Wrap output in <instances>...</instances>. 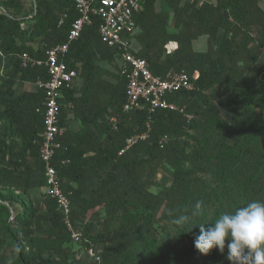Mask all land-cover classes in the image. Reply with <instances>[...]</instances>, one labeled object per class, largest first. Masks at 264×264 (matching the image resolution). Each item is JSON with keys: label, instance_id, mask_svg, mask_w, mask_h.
I'll list each match as a JSON object with an SVG mask.
<instances>
[{"label": "trees", "instance_id": "obj_1", "mask_svg": "<svg viewBox=\"0 0 264 264\" xmlns=\"http://www.w3.org/2000/svg\"><path fill=\"white\" fill-rule=\"evenodd\" d=\"M261 2L143 1L135 17L134 53L144 57L157 76L197 71L193 90L171 96L180 101L184 113H149L146 107L134 113L121 112L126 81L119 73L116 54L97 35L98 20L84 27L70 45L66 60L79 75L75 89L62 90L61 121L66 125L63 104L67 103L78 128L67 129L61 137L57 158L67 162L56 160L54 165L70 193L74 223L99 249V264H230L227 249L223 254L216 248L201 254L194 247V237L201 223L211 224L221 214L250 201H264V118L252 110L264 107V81L255 76L264 49ZM0 4L5 10L0 12V199L16 210L13 220L5 221V231L16 230L27 244L20 264H96L85 250L77 255L70 247L71 242L79 248L86 243L69 239L52 199L41 192L42 198L37 199L43 212L28 199L40 194L31 193L30 180L36 170L42 176L43 92L36 89L27 98L14 91L16 77L30 83L48 79L41 67H22L19 56L26 52L39 58L42 48L34 50L32 45L41 37L50 40L48 45L63 40L76 17L72 0H33L27 20L16 14L20 10L17 0ZM65 12L68 18L58 25ZM170 14L175 17L168 30L160 21ZM20 23L27 27L20 29ZM202 36L205 46L197 50ZM168 41L178 44L171 54L163 49ZM112 113L119 116L116 130L107 124ZM243 126H247L243 139L235 138V131ZM199 128L201 136L197 138L192 131ZM147 129V139L118 154L129 136ZM163 135L169 139L160 142ZM160 170L169 172L171 180L163 190V206L156 217L153 211L159 200L148 188ZM117 172L123 173L121 178ZM92 175L97 184L85 197L84 182ZM67 181L73 186L65 185ZM0 214L9 216L7 206L0 204ZM180 215L190 217L183 226L172 223ZM45 222L48 225L43 226ZM36 227L42 228L41 248L34 246ZM179 242L185 243L182 249L177 247ZM237 264H252L251 258Z\"/></svg>", "mask_w": 264, "mask_h": 264}, {"label": "built area", "instance_id": "obj_2", "mask_svg": "<svg viewBox=\"0 0 264 264\" xmlns=\"http://www.w3.org/2000/svg\"><path fill=\"white\" fill-rule=\"evenodd\" d=\"M144 0H72L76 17L70 22L67 34L60 43H54L43 47L42 55L33 57L26 52L20 54L22 67H41L47 73L48 79H37L35 86L43 92L42 113L43 128L39 146V163L42 165L43 193L55 202L56 209L64 223L69 239L75 243H86L84 250L96 264L100 262L98 248L87 237L83 236L81 226L74 223L72 218V201L60 181L57 168L54 165L57 158V150L61 149V137L67 132V127L62 123V90L75 89V82L79 71L71 67L67 60L70 45L77 40L84 27L90 25L93 20H98L97 35L111 51L116 54L119 73L126 81L125 102L121 112L134 113L142 107H146L149 113L157 110H170L184 113L179 100L171 99V96L179 91H191L194 89L192 75L185 71H173L166 77L152 74L148 62L144 57L134 53L132 36L135 30V17L141 10ZM199 3L204 0H190ZM68 14L63 13L58 21L61 25ZM24 23H20L24 29ZM166 54H171L178 49L175 41H168L163 46ZM264 53V49H261ZM1 56V52H0ZM187 119L190 116L185 114ZM119 116L116 113L109 115L107 124L114 130L117 129ZM148 129L133 133L126 139L125 146L118 154L129 151L138 141L148 138ZM168 135L160 137V142L167 141ZM65 164L67 160H59Z\"/></svg>", "mask_w": 264, "mask_h": 264}, {"label": "clouds", "instance_id": "obj_3", "mask_svg": "<svg viewBox=\"0 0 264 264\" xmlns=\"http://www.w3.org/2000/svg\"><path fill=\"white\" fill-rule=\"evenodd\" d=\"M200 208L198 202L196 209ZM189 219L188 215H180L172 223L183 226ZM198 227L194 247L199 253L206 255L216 248L223 254L227 249L226 259L230 264H237L245 257H250L252 264H264V201H250L232 212L221 214L213 223H201Z\"/></svg>", "mask_w": 264, "mask_h": 264}, {"label": "rangeland", "instance_id": "obj_4", "mask_svg": "<svg viewBox=\"0 0 264 264\" xmlns=\"http://www.w3.org/2000/svg\"><path fill=\"white\" fill-rule=\"evenodd\" d=\"M2 1L3 0H0V3ZM17 1H18V4H19V7H20L19 12L16 13L17 16L18 17H24V19L27 20L32 15L33 0H17ZM208 1H215V0H208ZM190 3H191V1H190ZM1 11L5 12V10L2 8V6L0 4V12ZM7 14L10 15L9 13H7ZM174 17H175L174 15L170 14V16L168 17L167 20L166 19H162L160 21V23L161 24H165L166 28L168 30H170V29H172V26H173ZM24 25H25L24 28H26L27 27L26 23H24ZM19 28L21 29L20 26H19ZM48 42L49 41H46L43 37H41V38L35 40V46H37V47H47V46H49ZM196 46H197V48H196L197 50H198V48H204V46H205V36H202V37H200L197 40ZM213 47H214L213 55H215L216 52H217V43L216 42H214ZM197 60H195L196 64H198ZM190 74L192 75L193 79L195 77H197V71H195V70L190 72ZM255 76L263 79V81H264V55H263V53L260 55V58H259V60L257 62ZM263 87H264V85H263ZM63 107H64L63 108V113L69 111L67 103H64ZM252 110L254 112H256V113L258 112L264 118V107H262V108L252 107ZM246 128H247V126H243L241 129L236 130L235 131L236 132L235 138L243 139V137H244V132L243 131ZM192 133H193V135L195 137L199 138L201 136V128H199V129H197L195 131H192ZM235 138H231V139L233 140ZM185 167L189 168V165H185ZM122 175H123L122 172H117V177L118 178H121ZM170 180H171V176H170L169 172H167L166 170L165 171L160 170L152 178L151 186L148 188L149 194L152 197L157 198L159 200V203L157 204L155 210L153 211V215L156 216V217L159 216L160 211H161L162 206H163V202H164L163 190L165 189V186L167 185V183ZM35 191H36L35 189H31V193H34ZM1 193L5 194V191H3ZM39 193L40 194H37L35 196L33 195V197L32 196H28V199L30 201V197H31V199H33L35 201V205L37 206V209L40 212H43L44 211V207L38 200V199L42 198V194H41V192H39ZM29 201H27L28 204H30ZM0 204H3L5 206H7V208L9 209L8 206H10V205L6 201L0 199ZM98 209H99V211L101 213H103V208L102 207H99ZM15 211H14V209L12 207V212L9 209V213H10L9 216L0 214V264H20V259L19 258H21L22 254H25V252H27V250H28V247H27V244H26L24 238H22V236H20L16 232V230H12V232H6L5 231V226H4L5 225V221L7 220L9 222V221L13 220ZM88 215H89V212H88ZM46 224H47V222H45V224H43V226H45ZM91 228H92V230L94 232H96L97 226H96L95 223H93ZM33 241H34L35 248H41L42 247V245H43L42 228L36 227L34 229ZM184 246H185V243H180L179 242L177 247L179 249H182ZM70 247L77 251L76 252L77 255H80L84 251V247L83 248H79L76 244H74L72 242L70 244Z\"/></svg>", "mask_w": 264, "mask_h": 264}, {"label": "crops", "instance_id": "obj_5", "mask_svg": "<svg viewBox=\"0 0 264 264\" xmlns=\"http://www.w3.org/2000/svg\"><path fill=\"white\" fill-rule=\"evenodd\" d=\"M262 7L264 8V0L261 2ZM46 41H49L48 44H51L50 40L47 39L46 37H43ZM33 49H37V46L32 45ZM43 48V47H41ZM2 57V55L0 56ZM0 59V64L2 63ZM36 86L35 83H30L27 81H20L17 77L15 78L14 82V91L16 94H25L27 98H29L35 91H36ZM78 89V87H76ZM64 120L66 123L67 129L71 128L72 130H75L78 128V122L71 117L70 110L68 112L64 113ZM41 172L39 170H36L35 172L32 173L31 175V180H30V187L31 189H35V192H43V187L40 185L41 182ZM97 184V177L95 175H92L87 178L84 182L85 186V192L84 196L88 197L89 192L96 187ZM65 185H72L73 184L70 181L65 182Z\"/></svg>", "mask_w": 264, "mask_h": 264}, {"label": "water", "instance_id": "obj_6", "mask_svg": "<svg viewBox=\"0 0 264 264\" xmlns=\"http://www.w3.org/2000/svg\"><path fill=\"white\" fill-rule=\"evenodd\" d=\"M5 203V202H4ZM9 207V209H10V211L12 212V207H10V206H8Z\"/></svg>", "mask_w": 264, "mask_h": 264}]
</instances>
